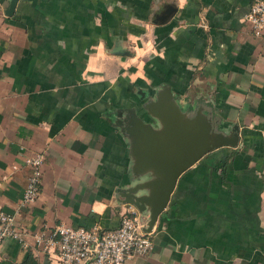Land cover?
Returning a JSON list of instances; mask_svg holds the SVG:
<instances>
[{
	"label": "crops",
	"instance_id": "obj_1",
	"mask_svg": "<svg viewBox=\"0 0 264 264\" xmlns=\"http://www.w3.org/2000/svg\"><path fill=\"white\" fill-rule=\"evenodd\" d=\"M252 1L17 0L6 15L0 0V208L28 230L115 227L134 206L115 190L132 176L114 114L144 113L166 82L186 112L201 106L238 139L177 176L149 250L126 264H264V39L243 19ZM35 151L38 194L21 204ZM0 264L58 263L4 238Z\"/></svg>",
	"mask_w": 264,
	"mask_h": 264
},
{
	"label": "water",
	"instance_id": "obj_2",
	"mask_svg": "<svg viewBox=\"0 0 264 264\" xmlns=\"http://www.w3.org/2000/svg\"><path fill=\"white\" fill-rule=\"evenodd\" d=\"M16 1L8 0L6 15ZM123 51L118 45L113 49ZM139 94L143 97L141 91ZM140 106L142 115L133 105L114 114L113 122L128 141L132 176L127 185L115 190L121 202L133 205L143 216L142 230L149 231L168 201L177 176L207 151L221 145L234 146L238 129L235 124L228 130L215 129L201 106L193 113L186 112L166 82L146 93Z\"/></svg>",
	"mask_w": 264,
	"mask_h": 264
},
{
	"label": "built area",
	"instance_id": "obj_3",
	"mask_svg": "<svg viewBox=\"0 0 264 264\" xmlns=\"http://www.w3.org/2000/svg\"><path fill=\"white\" fill-rule=\"evenodd\" d=\"M250 33L264 39V0H253L243 16ZM26 177L21 204L34 201L38 194L43 153L35 151L23 158ZM16 210L0 208V242L12 238L34 253L53 255L58 264H126L134 256L145 254L151 245L149 231L142 230L144 218L131 206L120 213L113 228L70 225L57 222L28 230L15 221Z\"/></svg>",
	"mask_w": 264,
	"mask_h": 264
}]
</instances>
